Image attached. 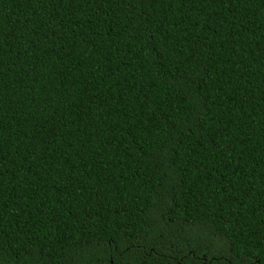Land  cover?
<instances>
[{"label":"trees","instance_id":"obj_1","mask_svg":"<svg viewBox=\"0 0 264 264\" xmlns=\"http://www.w3.org/2000/svg\"><path fill=\"white\" fill-rule=\"evenodd\" d=\"M0 264H264V0H0Z\"/></svg>","mask_w":264,"mask_h":264}]
</instances>
